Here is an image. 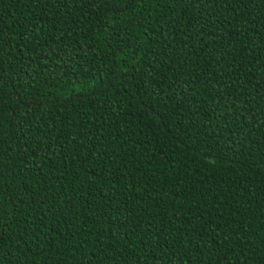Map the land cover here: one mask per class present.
<instances>
[{
    "label": "trees",
    "instance_id": "trees-1",
    "mask_svg": "<svg viewBox=\"0 0 264 264\" xmlns=\"http://www.w3.org/2000/svg\"><path fill=\"white\" fill-rule=\"evenodd\" d=\"M0 264H264V0H0Z\"/></svg>",
    "mask_w": 264,
    "mask_h": 264
}]
</instances>
